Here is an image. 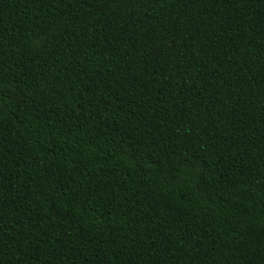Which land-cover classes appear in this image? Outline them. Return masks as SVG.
<instances>
[{
  "label": "trees",
  "instance_id": "obj_1",
  "mask_svg": "<svg viewBox=\"0 0 264 264\" xmlns=\"http://www.w3.org/2000/svg\"><path fill=\"white\" fill-rule=\"evenodd\" d=\"M0 264H264V0H0Z\"/></svg>",
  "mask_w": 264,
  "mask_h": 264
}]
</instances>
